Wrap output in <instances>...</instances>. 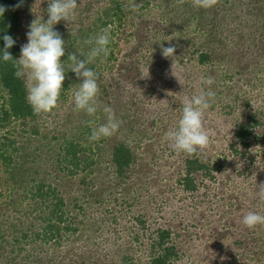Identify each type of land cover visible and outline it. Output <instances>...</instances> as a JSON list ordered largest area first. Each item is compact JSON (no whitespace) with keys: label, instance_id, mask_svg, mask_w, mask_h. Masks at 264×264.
<instances>
[{"label":"rangeland","instance_id":"374dc122","mask_svg":"<svg viewBox=\"0 0 264 264\" xmlns=\"http://www.w3.org/2000/svg\"><path fill=\"white\" fill-rule=\"evenodd\" d=\"M48 2L20 6V49L31 21L47 20ZM135 2L132 11L130 0H78L71 22L54 26L65 41L66 76L51 113L4 118L9 95L0 84V264H152L162 230L176 246V264H264V226L241 222L248 211L264 215L257 194L264 184V0H218L210 9L191 0ZM104 29L109 54L88 65L100 88V109L89 116L74 111L81 81L68 54L86 56L93 45L84 41ZM161 44L175 45L174 61ZM200 52L212 61L200 64ZM201 89L215 93L206 114L210 146L177 154L165 133L180 119L181 98ZM104 106L121 126L90 141L106 122ZM253 116V135L241 144L236 132ZM118 144L132 152L121 174L111 161ZM188 158L209 168L194 174L192 190L184 187Z\"/></svg>","mask_w":264,"mask_h":264},{"label":"clouds","instance_id":"9594fccd","mask_svg":"<svg viewBox=\"0 0 264 264\" xmlns=\"http://www.w3.org/2000/svg\"><path fill=\"white\" fill-rule=\"evenodd\" d=\"M184 3L185 0H177L179 5ZM191 3L195 8L210 9L218 3V0H191ZM22 4L23 0H20V3L15 7L18 8ZM77 7L78 0H49L47 20L36 18L31 21L28 26L29 30L26 32L27 43L21 46L18 59H14L8 51L16 41L11 35L3 36L4 48L0 59L4 62H12L16 78H25L27 100L36 115L51 113L58 107L66 76L65 66L61 59L65 56V41L61 33L54 30V26L61 21L66 24L70 23ZM129 7L132 11L137 9L135 0H130ZM5 11L6 8L0 5V17ZM110 40V29H104L96 37L84 41L85 44L93 45L86 56L83 52L68 54V60L71 61L70 70L81 81L73 94L74 111H83L89 116H94L100 109L98 102L100 88L97 82L99 74L88 65L99 57L106 58L108 56ZM161 50L165 59L171 58L174 61L175 45L164 47L161 44ZM80 56H84V58L81 59ZM171 74L183 86V81L175 74L174 63ZM201 81L206 85L214 83V79L211 77H202ZM214 100L215 93L204 89L191 97L185 95L181 98L180 119L177 125L169 128L164 136V139L177 154L184 153L191 156L210 146L211 133L207 127L206 114ZM103 112L106 122L92 129L89 136L90 141L109 138L115 135L121 126L122 122L117 119L111 107L104 106ZM257 194L259 199L264 201V184L258 186ZM241 222L247 229H253L257 225L264 226V215L256 211H248L243 215Z\"/></svg>","mask_w":264,"mask_h":264},{"label":"trees","instance_id":"16d2710c","mask_svg":"<svg viewBox=\"0 0 264 264\" xmlns=\"http://www.w3.org/2000/svg\"><path fill=\"white\" fill-rule=\"evenodd\" d=\"M18 3H20V0H0V5L6 8L3 16L0 17V54H2L4 48L3 36L5 34L11 35L16 43L8 51L12 54L14 59H18L20 54L18 39L20 7H15ZM211 61L212 57L210 54H207L206 52L199 53L200 64H206ZM14 72L15 68L13 67L12 62H4L0 59V84L9 95L8 111H4L3 116L6 119L9 118L10 115L19 119H35L37 118V115L34 114L33 109L27 100L25 78H16ZM251 119L252 122L241 125L236 132V137L241 144L245 145L253 135V128L255 127L253 121L255 120V116ZM111 161L121 174L122 171L132 162V152L128 147L124 146V144H118L113 148ZM185 163L186 176L184 177V187L186 190H192L195 188L193 179L194 174H198L201 171L208 173L209 168L206 164L201 163L196 158H188ZM170 239L169 231L162 230L158 232L155 240L156 242L151 251V256L153 257L152 264H176L178 251L174 244L169 245Z\"/></svg>","mask_w":264,"mask_h":264}]
</instances>
